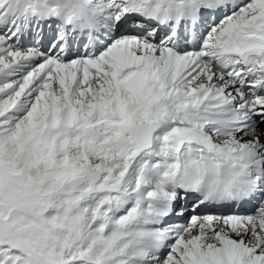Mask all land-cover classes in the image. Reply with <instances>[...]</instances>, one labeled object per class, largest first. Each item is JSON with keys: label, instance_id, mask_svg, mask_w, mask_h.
Instances as JSON below:
<instances>
[{"label": "snow or ice", "instance_id": "6c2138e0", "mask_svg": "<svg viewBox=\"0 0 264 264\" xmlns=\"http://www.w3.org/2000/svg\"><path fill=\"white\" fill-rule=\"evenodd\" d=\"M0 264H264V0H0Z\"/></svg>", "mask_w": 264, "mask_h": 264}]
</instances>
